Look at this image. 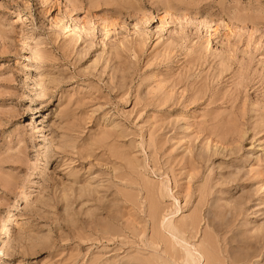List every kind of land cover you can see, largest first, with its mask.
Listing matches in <instances>:
<instances>
[{"label": "rangeland", "instance_id": "374dc122", "mask_svg": "<svg viewBox=\"0 0 264 264\" xmlns=\"http://www.w3.org/2000/svg\"><path fill=\"white\" fill-rule=\"evenodd\" d=\"M200 250L264 264V0H0V264Z\"/></svg>", "mask_w": 264, "mask_h": 264}, {"label": "bare ground", "instance_id": "6f19581e", "mask_svg": "<svg viewBox=\"0 0 264 264\" xmlns=\"http://www.w3.org/2000/svg\"><path fill=\"white\" fill-rule=\"evenodd\" d=\"M228 240H230V239H228ZM200 251H202V250H200ZM204 256L206 258L204 260H207V264H217V262L221 263V261H220L221 257L219 258L216 253L213 252L212 255L206 256V254H204V252L202 251V252H198L197 255L190 253L189 264H200V262L203 260ZM222 261H224V259ZM230 264H231V262H230Z\"/></svg>", "mask_w": 264, "mask_h": 264}]
</instances>
